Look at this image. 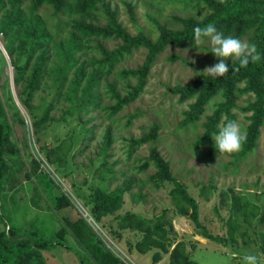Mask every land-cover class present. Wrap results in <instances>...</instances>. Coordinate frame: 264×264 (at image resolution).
I'll return each mask as SVG.
<instances>
[{
  "label": "rangeland",
  "instance_id": "374dc122",
  "mask_svg": "<svg viewBox=\"0 0 264 264\" xmlns=\"http://www.w3.org/2000/svg\"><path fill=\"white\" fill-rule=\"evenodd\" d=\"M85 1L67 0L60 12L48 4L35 9L32 0L21 1L27 19L42 21L45 27L39 42L31 47L17 30L4 33L9 8L8 0H0V120L7 118L10 146L18 150L15 157L8 156L11 171L0 199V231L37 217L38 224L47 222L45 235L54 239L68 221L84 217L124 264H170L179 242L186 243L191 258L200 264L226 260L242 264V253L264 254V123L252 152L242 156V147L217 161L214 140H203V136L207 118L224 100L222 92L210 100L199 121L186 126L185 113L196 99L183 101L172 92L218 62L211 46L205 43L198 48L193 42L165 48L157 55L138 98L116 113L117 102L109 86L115 84L122 96L136 87L139 80L122 73L141 68L148 50L133 48L105 70L102 48L113 51L121 42L86 38L80 29L83 24L107 27L110 11L132 36L144 34L156 41L160 26L179 30L182 26L176 17L201 21L210 14L208 7L201 0H96L82 11L79 6ZM252 36L251 31L242 39L253 44ZM74 41L77 46L70 50ZM68 53L73 65L67 73L63 61ZM38 60L44 62L42 76L38 86L28 90ZM90 79L93 91L86 94ZM236 94L235 120L247 136L252 113L245 108L256 97L247 91L245 82L237 85ZM154 126L158 151L172 178L198 203L200 222L226 243L204 239L190 219L189 206L187 215L180 214L181 206L172 196L175 184L160 176L152 160V143L136 144ZM97 189L119 193L121 204L114 215L96 224L88 209ZM63 197L70 204L60 209L56 201ZM128 213L164 225L173 244L169 252L152 245L140 253L137 247L145 234L120 228L121 218ZM67 237L69 246L87 256L70 232ZM44 257L47 264H81L74 252L60 246L45 251Z\"/></svg>",
  "mask_w": 264,
  "mask_h": 264
},
{
  "label": "trees",
  "instance_id": "16d2710c",
  "mask_svg": "<svg viewBox=\"0 0 264 264\" xmlns=\"http://www.w3.org/2000/svg\"><path fill=\"white\" fill-rule=\"evenodd\" d=\"M21 1L8 0L6 10V25L3 28L5 34L17 30L19 36L30 42L34 47L43 36L44 25L42 21L36 20L37 23L30 21L23 13ZM25 1V0H24ZM104 1V0H101ZM210 10V14L203 20L183 19L176 17L175 21L182 26L179 30H170L160 26V36L156 41L151 40L144 34L132 36L118 22L116 16L108 11L110 23L107 27H96L93 25H81L80 29L86 38L97 37L105 40L115 39L121 43L113 51L102 48L103 58L101 66L103 69L113 68L126 54L133 48L144 47L148 50V56L144 65L138 70L123 71L124 77H136L139 84L132 87V90L125 96H122L115 84L109 86L113 99L117 102L114 111L118 113L124 107L134 102L139 94L143 91L146 78L150 73L156 57L165 48L169 46L185 47L187 44L194 42L193 29L196 26L214 24L219 31L225 36H234L243 38L249 32H253L251 41L256 45L261 54V61L255 64H249L245 69L238 72L232 71V64L229 65V74L221 78H213L208 75H200L195 81L185 86H178L172 89V92L181 96V100L196 99L195 103L190 106V110L185 113L186 119L183 125L197 122L205 112V107L212 98L222 92L223 101L218 105L215 112L207 118L204 124L205 134L203 140H211L212 135L218 131L221 121L235 120L233 110L237 106V85L245 82L247 91L253 93L256 97L254 103L245 108L246 112H251V125L248 129L246 142L244 143L242 156L252 152L257 145L260 137V130L264 123V0H201ZM33 8L38 9L45 4L52 6L55 11L60 12L67 7V0H32ZM96 0H86L83 6H79L82 11L88 10L94 6ZM9 12L11 16H9ZM77 43L74 41L70 50L75 48ZM68 49L66 52H70ZM28 50L27 52H29ZM26 52V51H25ZM26 54V53H25ZM71 54L64 56L63 66L68 73L73 65ZM43 60H38L32 67L31 76L28 79V90H34L40 81L43 70ZM238 65V62H236ZM22 70V67H18ZM82 76H84L82 74ZM81 80L76 85H80ZM74 85V86H76ZM93 79L88 82L86 94L93 91ZM1 107V105H0ZM11 126L5 116L0 120V199L4 198L6 183L9 180L11 171V161L9 157H15L18 150L10 146ZM152 143L151 155L160 176L164 179L173 181L175 188L172 196L181 206L179 211L181 215H187L188 209L192 210L190 219L197 230L201 231V236L216 243H226V239L220 236H214L201 222L199 218V205L188 194L184 185L175 181L170 173L169 166L160 155L158 143V128L152 127L149 135L137 141L136 144ZM119 193H108L104 189H97L92 196V204L88 209L89 215L97 224L102 219L114 215L121 204ZM38 196V195H37ZM58 208L69 206L70 199L67 197L59 198L56 201ZM39 219L36 217L31 222L20 224L11 223L0 231V264H47L44 252L53 250L60 246L75 253L81 264H124L122 260L115 255L110 249L101 242L98 234L93 230L91 223L87 218L79 217L75 221H68L65 228L59 229L54 235V239L45 235L46 224L44 220L38 224ZM121 230H134L145 234L142 243H139L137 250L140 253H146L148 248L144 246L155 245L162 249L164 253L169 252L168 246H173L171 239L168 237L164 225H153L151 220L141 217L137 214L128 213L121 218ZM70 232L77 243L87 251V256L83 255L78 249L69 246L67 233ZM70 243V242H69ZM264 253V248H263ZM170 264H200L193 260L187 250L185 242L176 243L171 256Z\"/></svg>",
  "mask_w": 264,
  "mask_h": 264
},
{
  "label": "clouds",
  "instance_id": "9594fccd",
  "mask_svg": "<svg viewBox=\"0 0 264 264\" xmlns=\"http://www.w3.org/2000/svg\"><path fill=\"white\" fill-rule=\"evenodd\" d=\"M194 43L199 46L201 44H209L211 53L217 58V63L207 67L202 74L213 78H221L229 74V65L227 60L232 61V71H239L247 68L249 64H255L261 61V54L257 50L255 44H250L245 40L234 37L225 36L219 31L214 24H206L204 26H196L193 29ZM238 62V65L236 64ZM191 70V69H190ZM212 139L215 142V149L220 157L231 155L239 152L243 144L246 142V134L243 132L241 125L236 120H222L218 126V131L214 133ZM242 264H264V254H256L245 252L241 254ZM229 264V261H224Z\"/></svg>",
  "mask_w": 264,
  "mask_h": 264
}]
</instances>
